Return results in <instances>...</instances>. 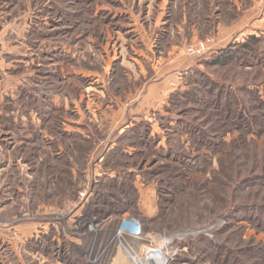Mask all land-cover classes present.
I'll return each mask as SVG.
<instances>
[{
    "label": "rangeland",
    "instance_id": "rangeland-1",
    "mask_svg": "<svg viewBox=\"0 0 264 264\" xmlns=\"http://www.w3.org/2000/svg\"><path fill=\"white\" fill-rule=\"evenodd\" d=\"M146 248L264 264V0H0V264Z\"/></svg>",
    "mask_w": 264,
    "mask_h": 264
},
{
    "label": "built area",
    "instance_id": "built-area-1",
    "mask_svg": "<svg viewBox=\"0 0 264 264\" xmlns=\"http://www.w3.org/2000/svg\"><path fill=\"white\" fill-rule=\"evenodd\" d=\"M116 235H125L127 237L140 239L142 237L140 222L135 218L123 220ZM141 257V261L136 262L135 259L132 258V262L134 264H169L173 254L168 253L163 248H146Z\"/></svg>",
    "mask_w": 264,
    "mask_h": 264
},
{
    "label": "trees",
    "instance_id": "trees-1",
    "mask_svg": "<svg viewBox=\"0 0 264 264\" xmlns=\"http://www.w3.org/2000/svg\"><path fill=\"white\" fill-rule=\"evenodd\" d=\"M242 47H245L244 45ZM238 57L236 52H225L220 57H216L214 62L216 63H227L231 60H235Z\"/></svg>",
    "mask_w": 264,
    "mask_h": 264
},
{
    "label": "crops",
    "instance_id": "crops-1",
    "mask_svg": "<svg viewBox=\"0 0 264 264\" xmlns=\"http://www.w3.org/2000/svg\"><path fill=\"white\" fill-rule=\"evenodd\" d=\"M89 199H87V201H88ZM113 216H114V214H112ZM121 215V214H120ZM129 214L128 213H126V212H123V214H122V216H120V218L118 219V217H113V216H110V215H108L107 217H106V220H107V222H111V221H113V220H121V222L123 221V220H126L127 218V216H128ZM117 223L118 222H116V225H117ZM137 253H139V252H137ZM140 254V253H139Z\"/></svg>",
    "mask_w": 264,
    "mask_h": 264
}]
</instances>
